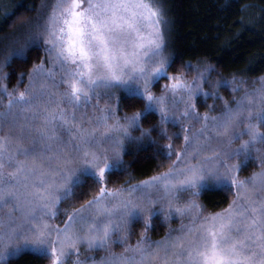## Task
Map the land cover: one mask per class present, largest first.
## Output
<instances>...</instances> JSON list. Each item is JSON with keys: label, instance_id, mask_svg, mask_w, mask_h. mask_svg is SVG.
Listing matches in <instances>:
<instances>
[{"label": "snow or ice", "instance_id": "snow-or-ice-1", "mask_svg": "<svg viewBox=\"0 0 264 264\" xmlns=\"http://www.w3.org/2000/svg\"><path fill=\"white\" fill-rule=\"evenodd\" d=\"M28 11L0 35V264L26 252L49 264H264V77L245 89L207 62L183 64L192 78L171 71L179 57L161 0H41ZM41 50L10 89L7 70ZM121 106L139 110L121 117ZM142 159L167 170L110 186ZM213 192L234 199L205 215L198 198ZM173 217L180 227L151 239ZM81 245L105 255L81 259Z\"/></svg>", "mask_w": 264, "mask_h": 264}, {"label": "trees", "instance_id": "trees-1", "mask_svg": "<svg viewBox=\"0 0 264 264\" xmlns=\"http://www.w3.org/2000/svg\"><path fill=\"white\" fill-rule=\"evenodd\" d=\"M9 1V3H11L9 11L12 12L11 25L6 29L0 28V35L13 31L23 20H26L29 16L34 14L28 10L37 8L41 3V0ZM48 2L54 3L55 0H48ZM161 2L166 18L171 24V31L167 38V51L169 54H176L179 57L175 68L171 69V71H186L187 69L183 68V64L206 61L216 66L225 77L230 78L234 74L238 77L245 78L257 77L251 66L236 65L224 50V45L227 44L233 48L243 47L264 53V43H259V36L255 33L257 30H248V28H243L241 26L240 29L242 30L238 29V31H236L234 28L225 25V23H220L212 17V15L200 8L195 0H161ZM13 13H15V15H13ZM224 15L225 14H223V16ZM226 15L237 19V24H241L238 13L227 9ZM44 58L42 50L34 52L29 62L16 64L14 72L8 69L7 71L11 73L8 85L10 87L17 86V82L20 79L19 74L30 71L33 63H37L40 59ZM26 80L27 77L24 78L23 83L20 85L23 86ZM224 93L228 99H232L231 94L228 92ZM121 109L127 113H132L139 110V106L136 108L121 106ZM150 126V123L145 124V127ZM135 134L138 135V133ZM166 142L167 141H161V143ZM125 159L132 161L131 156H126ZM167 165L168 162H163L161 159H142L136 161L132 163L128 173L117 174L111 177L109 182L110 186L118 187L128 181L136 182L147 179L161 171L167 170ZM257 168L258 164L253 163L249 168L242 171V174L248 176ZM233 197L234 195L231 192H213L200 196V201L207 210L218 211L227 207ZM83 202L84 198H81L75 202V206L79 207V204ZM133 231L134 234L130 242L134 244L143 231L142 224L136 225ZM166 232L167 226L162 220L158 221L152 229V235L156 239L165 236ZM11 264H49V261L39 258L35 253L26 252L14 258Z\"/></svg>", "mask_w": 264, "mask_h": 264}, {"label": "rangeland", "instance_id": "rangeland-1", "mask_svg": "<svg viewBox=\"0 0 264 264\" xmlns=\"http://www.w3.org/2000/svg\"><path fill=\"white\" fill-rule=\"evenodd\" d=\"M195 1H197L196 3H198L200 8H202L204 11H206L207 13L212 15V17H214L220 23H223V24L225 23V25H228V26L234 28V30H236V31H238V29H240L241 26L243 28H248V30L249 29L250 30L254 29L255 31L257 30V32H255V33L259 36V40H258L259 43L260 44L264 43V0H199V1L195 0ZM9 2H10L9 0H0V28L6 29V28H8V26L11 25L12 12L9 11V7L11 4ZM202 2H206L207 4L202 3ZM227 9L232 11V12L239 14V21L241 22V24H239V23L237 24V19H235L233 17L231 18L228 15H226ZM222 13L225 15L223 16ZM165 17H166V15H165ZM166 20H167V23L164 27H165L166 41H168L167 38L169 37V33L171 31V24L169 23V20L167 18H166ZM240 30H242V29H240ZM224 47H225V49H224L225 53L229 56V58H231L236 63V65H238V66H251L253 68L255 74L257 75V77H254V78L238 77V78H242V79L248 81V83L246 85H244V88L245 89H251L254 86H258V84H254L253 82L257 81L258 78H260V77H264V53H262L260 51H254V50L246 49L243 47H234L233 48L227 44H225ZM201 62H206V61H201ZM201 62H197V63H201ZM197 63H192V64H197ZM207 63H209V62H207ZM185 72H187L189 78H192L196 74L195 71L186 70ZM26 84H27V80L23 84V86L19 85L20 89L23 90V88ZM9 88L11 89L13 87L9 86ZM221 91L224 92L223 90H221ZM118 94H119V92L117 91V95ZM240 94H242V93H237L236 95H240ZM224 95L227 98L225 93H224ZM105 99L100 100L101 106L104 105ZM229 100H231V99H229ZM108 102L113 103V101H108ZM208 103L211 104L212 101L209 100ZM205 110H206V108H204V107L200 108V111H202V112ZM125 113L126 112L123 111L121 109V107L118 108L117 114L119 116L122 117ZM128 114H131V113H128ZM245 139H247V137H245ZM180 143H182V141ZM180 143H177L178 147H179ZM259 170L260 169L258 166V168L256 170H254L253 172H257ZM164 171H166V170H164ZM164 171H161V172H164ZM161 172H159V173H161ZM159 173H157V174H159ZM157 174H155V175H157ZM250 175L245 176L241 172L240 178L245 179V178L249 177ZM143 180H145V179H143ZM128 182H131V181H128ZM128 182H126L122 185H125ZM131 183H135V182H131ZM118 187H120V186H118ZM186 199H187L186 195L182 196L181 202H183ZM233 199H234V197H233ZM198 201L203 206V210H204L205 215L220 212L222 210L221 209L218 211H209L204 207V205L200 201V197L198 198ZM61 207H68V205L62 204ZM227 207H225V208H227ZM225 208H223V209H225ZM64 219H66V217H64L63 215H60L56 220H54L52 222L60 225V227H63L62 221ZM183 223H185V224L188 223V219L185 218L183 220ZM165 224L167 226V232H166V235H167L170 228L171 229H178L180 227L181 219L178 217H173L168 223H165ZM148 234L151 237V239H153V240L163 239L166 236L165 235L163 237L156 239L152 235V230ZM130 241H131V239H130ZM130 241H129V243L134 246L135 243L133 244ZM112 250L119 253V252H123L124 248H123V246H120V245H113ZM103 255H105L103 250H98V249L87 250L84 245L80 246V258L81 259H84L86 257H96V259L99 260V258ZM72 259L74 260L75 257H73ZM70 264H71V261H70ZM89 264H91V261H89Z\"/></svg>", "mask_w": 264, "mask_h": 264}]
</instances>
